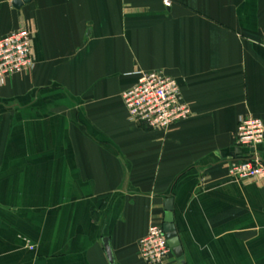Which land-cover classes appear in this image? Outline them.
Returning a JSON list of instances; mask_svg holds the SVG:
<instances>
[{
	"label": "crops",
	"instance_id": "obj_1",
	"mask_svg": "<svg viewBox=\"0 0 264 264\" xmlns=\"http://www.w3.org/2000/svg\"><path fill=\"white\" fill-rule=\"evenodd\" d=\"M169 2L0 0V37L34 30L33 68L0 87V264H144L167 199L165 264H264V180L226 171L250 157L238 119L264 123V0ZM136 69L173 78L192 116L130 123Z\"/></svg>",
	"mask_w": 264,
	"mask_h": 264
},
{
	"label": "built area",
	"instance_id": "obj_2",
	"mask_svg": "<svg viewBox=\"0 0 264 264\" xmlns=\"http://www.w3.org/2000/svg\"><path fill=\"white\" fill-rule=\"evenodd\" d=\"M169 6V0H163ZM33 26L22 27L0 37V87L9 77L26 73L34 66L32 55ZM135 83L120 94L127 120L153 131L167 132L175 123L192 116L176 81L160 71L132 72ZM234 142L238 147L253 150L250 158L227 163L228 175L240 182L264 180V167L256 148L264 142V123L251 116L238 119ZM138 258L144 264H165L172 256L162 230V223H150L137 242Z\"/></svg>",
	"mask_w": 264,
	"mask_h": 264
},
{
	"label": "water",
	"instance_id": "obj_3",
	"mask_svg": "<svg viewBox=\"0 0 264 264\" xmlns=\"http://www.w3.org/2000/svg\"><path fill=\"white\" fill-rule=\"evenodd\" d=\"M31 0H12V6L16 9L20 8L23 4L29 3ZM253 150L251 149L250 152ZM162 230L167 241L168 247L171 249L172 255L176 258L181 257L182 250L173 224V216L171 210V200L167 199L164 202V213L162 219ZM104 251L109 263H112V257L107 241L104 240Z\"/></svg>",
	"mask_w": 264,
	"mask_h": 264
}]
</instances>
